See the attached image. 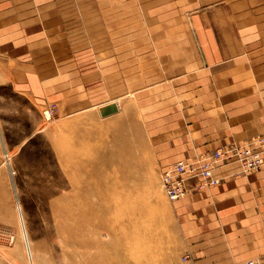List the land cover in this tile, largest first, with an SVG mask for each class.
<instances>
[{
    "label": "rangeland",
    "instance_id": "obj_1",
    "mask_svg": "<svg viewBox=\"0 0 264 264\" xmlns=\"http://www.w3.org/2000/svg\"><path fill=\"white\" fill-rule=\"evenodd\" d=\"M258 139L264 0L0 4V264H182L161 172Z\"/></svg>",
    "mask_w": 264,
    "mask_h": 264
},
{
    "label": "crops",
    "instance_id": "obj_2",
    "mask_svg": "<svg viewBox=\"0 0 264 264\" xmlns=\"http://www.w3.org/2000/svg\"><path fill=\"white\" fill-rule=\"evenodd\" d=\"M5 1L0 0V4ZM2 12V16H12L11 9ZM50 26L38 29L35 24L24 25L22 47L29 50L26 40L50 33ZM193 71L194 66L189 68V72ZM204 142L198 149L205 144L223 147ZM199 154L202 153L196 155ZM226 168L220 185L202 193H190L172 206L185 259L182 264H237L264 254V169L243 176L233 166Z\"/></svg>",
    "mask_w": 264,
    "mask_h": 264
},
{
    "label": "built area",
    "instance_id": "obj_3",
    "mask_svg": "<svg viewBox=\"0 0 264 264\" xmlns=\"http://www.w3.org/2000/svg\"><path fill=\"white\" fill-rule=\"evenodd\" d=\"M44 117L51 120L49 112ZM229 166H236L245 175L261 170L264 167V140H252L240 146H223L210 153L176 161L161 172L163 194L174 203L190 193L208 191L222 183V171ZM237 264H264V255Z\"/></svg>",
    "mask_w": 264,
    "mask_h": 264
},
{
    "label": "water",
    "instance_id": "obj_4",
    "mask_svg": "<svg viewBox=\"0 0 264 264\" xmlns=\"http://www.w3.org/2000/svg\"><path fill=\"white\" fill-rule=\"evenodd\" d=\"M99 116L101 118H107L118 113V107L115 103H108L99 107L98 109Z\"/></svg>",
    "mask_w": 264,
    "mask_h": 264
},
{
    "label": "bare ground",
    "instance_id": "obj_5",
    "mask_svg": "<svg viewBox=\"0 0 264 264\" xmlns=\"http://www.w3.org/2000/svg\"><path fill=\"white\" fill-rule=\"evenodd\" d=\"M112 103V102H111ZM114 103V102H113ZM108 104V103H107ZM116 104V103H115ZM117 105V104H116ZM102 107V106H101ZM117 107H118V105H117ZM99 109V108H98ZM118 111H119V109H118ZM47 112V111H46ZM25 250L27 251V254H28V256H30V251H29V249H28V247H27V245H26V247H25Z\"/></svg>",
    "mask_w": 264,
    "mask_h": 264
}]
</instances>
